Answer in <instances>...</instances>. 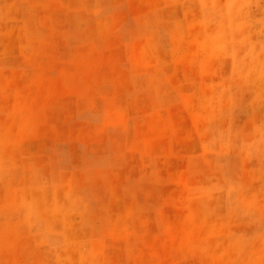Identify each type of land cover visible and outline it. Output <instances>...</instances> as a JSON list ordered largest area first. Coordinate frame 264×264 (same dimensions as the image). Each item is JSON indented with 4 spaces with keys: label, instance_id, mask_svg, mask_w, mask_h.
Instances as JSON below:
<instances>
[{
    "label": "rangeland",
    "instance_id": "obj_1",
    "mask_svg": "<svg viewBox=\"0 0 264 264\" xmlns=\"http://www.w3.org/2000/svg\"><path fill=\"white\" fill-rule=\"evenodd\" d=\"M0 264H264V0H0Z\"/></svg>",
    "mask_w": 264,
    "mask_h": 264
}]
</instances>
